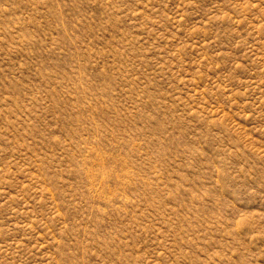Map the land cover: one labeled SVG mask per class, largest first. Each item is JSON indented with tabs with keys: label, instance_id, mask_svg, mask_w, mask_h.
I'll return each mask as SVG.
<instances>
[{
	"label": "rangeland",
	"instance_id": "374dc122",
	"mask_svg": "<svg viewBox=\"0 0 264 264\" xmlns=\"http://www.w3.org/2000/svg\"><path fill=\"white\" fill-rule=\"evenodd\" d=\"M0 264H264V0H0Z\"/></svg>",
	"mask_w": 264,
	"mask_h": 264
}]
</instances>
